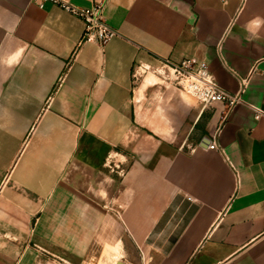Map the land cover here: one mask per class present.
<instances>
[{"label":"crops","instance_id":"0c3cea01","mask_svg":"<svg viewBox=\"0 0 264 264\" xmlns=\"http://www.w3.org/2000/svg\"><path fill=\"white\" fill-rule=\"evenodd\" d=\"M68 1L117 34L0 0V264H264V0ZM191 58L243 103L166 80Z\"/></svg>","mask_w":264,"mask_h":264},{"label":"built area","instance_id":"2783aa9c","mask_svg":"<svg viewBox=\"0 0 264 264\" xmlns=\"http://www.w3.org/2000/svg\"><path fill=\"white\" fill-rule=\"evenodd\" d=\"M27 2L35 4L40 9L49 3L81 19L85 24L83 41H92L104 46L117 34L116 30L104 20V4L102 3L79 7L68 0H27ZM164 65L168 70L166 80L193 97L203 107L221 102L226 106V112H230L243 103V93L249 78H240V89L235 93H230L217 84L208 64L204 61L191 58L175 63L166 60ZM253 109L256 120L264 116L262 109ZM209 148L218 149L216 142L213 141Z\"/></svg>","mask_w":264,"mask_h":264},{"label":"rangeland","instance_id":"374dc122","mask_svg":"<svg viewBox=\"0 0 264 264\" xmlns=\"http://www.w3.org/2000/svg\"><path fill=\"white\" fill-rule=\"evenodd\" d=\"M147 72H150V71H148V70H146L145 68H143V69H139L138 71H137V73H138V77H141V75L142 76H146V75H148L147 74ZM151 73V72H150ZM149 77V79L150 78H153V77H150V76H148ZM151 81L152 82H155V79L153 78V79H151ZM186 96L193 102V103H198L193 97H191L190 95H188V94H186ZM113 159H111V161H112ZM111 161L109 162V163H111ZM117 258V257H116ZM114 259V258H112V260L111 259H106L104 256L102 257H99L98 258V260H99V262H101V264L103 263V264H111L112 263V261H116L117 259ZM97 260V261H98ZM96 261V260H95ZM109 262V263H108ZM117 262V261H116Z\"/></svg>","mask_w":264,"mask_h":264},{"label":"bare ground","instance_id":"6f19581e","mask_svg":"<svg viewBox=\"0 0 264 264\" xmlns=\"http://www.w3.org/2000/svg\"><path fill=\"white\" fill-rule=\"evenodd\" d=\"M121 246V245H120ZM122 248V247H121ZM120 247H119V245H117V246H107L106 248H105V250L103 251V256L106 258V259H111V255L113 256V255H115V256H118L119 254H121L120 253V249H121ZM124 254V253H123ZM116 258V257H115ZM114 258V259H115ZM117 259V258H116ZM126 259V258H125ZM112 260V259H111ZM115 261V260H114ZM116 262V261H115ZM109 263V262H108ZM125 263V262H124ZM100 264H101V262H100ZM103 264V263H102ZM116 264H117V262H116Z\"/></svg>","mask_w":264,"mask_h":264},{"label":"water","instance_id":"95a60500","mask_svg":"<svg viewBox=\"0 0 264 264\" xmlns=\"http://www.w3.org/2000/svg\"><path fill=\"white\" fill-rule=\"evenodd\" d=\"M206 144H208V141L206 140V142H205Z\"/></svg>","mask_w":264,"mask_h":264}]
</instances>
